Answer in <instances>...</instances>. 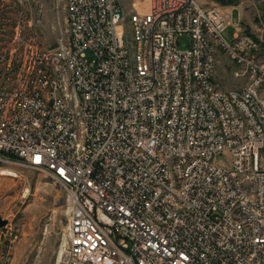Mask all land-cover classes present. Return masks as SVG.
Listing matches in <instances>:
<instances>
[{
    "label": "built area",
    "instance_id": "obj_1",
    "mask_svg": "<svg viewBox=\"0 0 264 264\" xmlns=\"http://www.w3.org/2000/svg\"><path fill=\"white\" fill-rule=\"evenodd\" d=\"M65 8L68 40L25 44L0 83V172L44 171L69 197L57 264H264L260 41L238 23L226 40L232 13L199 0ZM218 50L240 87L217 80Z\"/></svg>",
    "mask_w": 264,
    "mask_h": 264
},
{
    "label": "rangeland",
    "instance_id": "obj_2",
    "mask_svg": "<svg viewBox=\"0 0 264 264\" xmlns=\"http://www.w3.org/2000/svg\"><path fill=\"white\" fill-rule=\"evenodd\" d=\"M232 13L223 30L231 41L238 23L262 46L264 58V0H199ZM19 31L25 43L14 40ZM0 36L12 58L0 64V83L11 84L25 58V44L53 48L69 38L65 0H0ZM191 37L184 34L179 46L186 48ZM217 80L228 89L240 87L241 77L232 73V63L220 50L216 53ZM89 56V55H88ZM0 172V264H57L68 223L70 202L67 191L44 171L20 163L3 165Z\"/></svg>",
    "mask_w": 264,
    "mask_h": 264
},
{
    "label": "water",
    "instance_id": "obj_3",
    "mask_svg": "<svg viewBox=\"0 0 264 264\" xmlns=\"http://www.w3.org/2000/svg\"><path fill=\"white\" fill-rule=\"evenodd\" d=\"M6 220L5 219H0V227L6 224Z\"/></svg>",
    "mask_w": 264,
    "mask_h": 264
}]
</instances>
